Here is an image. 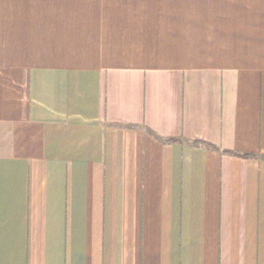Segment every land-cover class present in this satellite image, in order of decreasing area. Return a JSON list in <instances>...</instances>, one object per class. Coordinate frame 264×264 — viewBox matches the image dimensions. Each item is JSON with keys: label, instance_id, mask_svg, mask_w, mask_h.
<instances>
[{"label": "crops", "instance_id": "crops-1", "mask_svg": "<svg viewBox=\"0 0 264 264\" xmlns=\"http://www.w3.org/2000/svg\"><path fill=\"white\" fill-rule=\"evenodd\" d=\"M0 264H264V3L0 0Z\"/></svg>", "mask_w": 264, "mask_h": 264}, {"label": "trees", "instance_id": "trees-1", "mask_svg": "<svg viewBox=\"0 0 264 264\" xmlns=\"http://www.w3.org/2000/svg\"><path fill=\"white\" fill-rule=\"evenodd\" d=\"M193 145L199 146V145H203V143L195 142ZM245 157L246 158H254V156H245Z\"/></svg>", "mask_w": 264, "mask_h": 264}, {"label": "rangeland", "instance_id": "rangeland-1", "mask_svg": "<svg viewBox=\"0 0 264 264\" xmlns=\"http://www.w3.org/2000/svg\"><path fill=\"white\" fill-rule=\"evenodd\" d=\"M250 2L252 3V2H255V3H257V2H263L264 3V0H250Z\"/></svg>", "mask_w": 264, "mask_h": 264}]
</instances>
